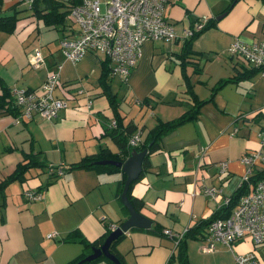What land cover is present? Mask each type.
Masks as SVG:
<instances>
[{
	"label": "crops",
	"instance_id": "crops-1",
	"mask_svg": "<svg viewBox=\"0 0 264 264\" xmlns=\"http://www.w3.org/2000/svg\"><path fill=\"white\" fill-rule=\"evenodd\" d=\"M14 1L3 0L0 10L10 12ZM230 1L168 0L164 16L178 36L144 41L139 58L124 78L109 73L116 112L100 83V56L88 51L73 62L59 47L58 39L68 34L69 26L75 30L76 24L69 20L65 25H46L35 16H25L23 10L13 32L0 30V87L37 88L47 71L60 63L54 92L66 102L52 119L35 115L15 121L12 113L0 108V180L24 154L42 160L47 167L65 169L52 177L49 167L31 166L23 179L11 180L0 193V264H65L84 251L79 237L94 240L108 223L118 225L127 216L118 191L125 174L120 166L113 168V163L94 160L91 166L67 167L101 150L107 155L100 159L123 161L129 155L110 132L116 116L121 127L132 124V132L139 133L141 142L148 141V132L159 121L173 119L187 109V104L179 101L187 94L176 53L185 39L183 31L204 17L213 24L190 45L199 70L189 63L185 72L196 96L207 100L193 118L160 135L158 147L149 152L132 184V195L142 201L139 211L151 219V226L131 227L114 244L121 264H178L172 261L175 236L183 235L189 225L207 218L231 197L247 167L240 156L247 149L260 148L264 68L213 88L233 76L235 66L243 68V63L251 67L240 56L228 53L230 44L236 39L253 42L264 36V0H235L224 11ZM22 7L23 3L18 5ZM35 50L44 58L39 67L29 61ZM80 86L82 92L77 91ZM221 161L226 162L223 171ZM253 168L261 174L263 162L257 161ZM208 184L219 188L217 196L202 193V186ZM26 190H38L41 197L27 199ZM154 224L161 228L159 232L151 229ZM50 231L55 234L47 236ZM194 233L185 238L186 252L192 246L207 252L203 249L205 236ZM216 245L228 252L225 244ZM251 245L245 237L235 248L244 251ZM112 263L99 257L87 264Z\"/></svg>",
	"mask_w": 264,
	"mask_h": 264
},
{
	"label": "built area",
	"instance_id": "built-area-1",
	"mask_svg": "<svg viewBox=\"0 0 264 264\" xmlns=\"http://www.w3.org/2000/svg\"><path fill=\"white\" fill-rule=\"evenodd\" d=\"M23 2L30 6L31 0ZM167 2L168 0H81L70 7L68 14V20L71 25L76 24V29L69 26L68 34L62 35L58 40L59 47L66 58L73 62L91 51L107 60L110 75L119 74L124 78L139 58L144 41L178 36L173 23L164 16ZM205 23L204 17L196 19L182 35L185 38L191 36L201 30ZM228 53L240 56L252 67L263 69L264 36L253 42L236 39L230 44ZM43 59L41 52L35 50L29 61L33 66L39 67L43 65ZM59 68L60 63H57L47 71L37 88H9L17 107L15 121L28 120L35 115L52 119L66 105L65 99L54 92L59 85ZM77 91L82 92L83 88L80 86ZM112 125H115V121ZM258 139L259 149H247L240 156V160L247 166L241 183H249L250 187L238 196L228 214L215 217L206 227L207 245L203 249L210 251L216 242L225 244L233 253L232 264H264V124L259 129ZM140 140L139 133L135 131L130 134L127 143L134 146ZM257 161L263 162V172L254 175L253 167ZM219 164L220 171H223L226 162L221 161ZM63 172L60 167L55 169L56 174ZM201 190L211 197L219 193V188L210 184L203 185ZM24 195L27 199L41 197L38 190H26ZM228 202L229 197L224 199L223 205ZM109 227L114 229L116 224L109 223ZM163 232L171 233L167 229ZM54 234V231H50L47 236ZM181 236L182 233L176 235L175 239L178 240ZM245 237L252 243L251 247L244 251L237 250L235 244Z\"/></svg>",
	"mask_w": 264,
	"mask_h": 264
},
{
	"label": "trees",
	"instance_id": "trees-1",
	"mask_svg": "<svg viewBox=\"0 0 264 264\" xmlns=\"http://www.w3.org/2000/svg\"><path fill=\"white\" fill-rule=\"evenodd\" d=\"M79 1H81V0H31L30 6H29L26 2H23V0H16L12 4H10V8H9L10 12L7 13V12H2L0 10V30L4 31L6 33L13 32V30L16 27V22L20 18L19 12L23 11V10L26 11L25 16L26 15L35 16L36 19L41 20L46 25H54V26L65 25L66 23H69L68 14H69L70 7L72 5L78 3ZM234 1L235 0H231L229 2V4L225 7L224 11L228 10ZM21 3L24 4V7L18 8V5ZM2 4H3V0H0V7L2 6ZM212 24H213V20L212 21H211V19L207 20L205 25L203 26V28L201 30L194 32L191 36H189L183 40L180 53H176L177 57L180 60L181 72H182V76L184 79L183 80V82H184V85H183L184 93L187 94L185 96V98H186L185 100H184V98L179 99V101L185 102L187 104V109L181 115H179L173 119H170V120L159 121L148 132V138H149L148 141H141L134 146H129L127 143V139H128L127 136L129 133H131L134 130V127L130 123H127L124 127H121L119 118L117 116L115 117L116 122H115V125L112 126L110 132L116 138L118 143H120L122 145V149L127 151L128 154H130L131 150L139 151L143 148H146V152H145L143 159H142V169L147 163V158H148L149 152L155 150L158 147V138L160 137V135L163 134L164 132L168 131L169 129L173 128L174 126H177L178 124L183 123L186 120H190L191 118H193L197 114V112L199 110V106L207 100V99H199L196 96V94L194 93V91L192 89L190 79H189L187 73L185 72V67H186V65L191 63V65H193V70H195V71L199 70V67H197V65H196V64H198L195 60L196 58L193 57L195 55V51L190 46L191 40L195 36H197L202 30L211 26ZM101 61H102L101 62L102 63V69H101V73H100V77H99L100 83L102 85L103 92H105L111 107L116 112V106H115L116 99H115L114 95L111 93L110 87H109V81H110L111 77L109 76L108 62L106 59H101ZM242 66H243V68L235 66L236 73L233 76H229V77L219 81L213 88H217L222 83H224L228 80L236 81L241 76L248 75L252 71L258 69L256 67H252V66L247 67L243 63H242ZM0 108L8 110L13 115L17 114V107L14 104L12 94L10 93L9 88H7L5 85H1V87H0ZM106 155H107V153L104 150H101L97 153L89 154L87 156L82 157L81 159H79V160L71 163L70 165H68L67 168L69 169V168H73V167L75 168V167L91 166L94 163V160L103 158ZM119 158H123V157L120 156ZM31 166H37V167H43V168L49 167L50 168L49 170L51 172L50 176H52V177H54V175H55L56 167H59L57 165L56 166L49 165L47 167V165L45 163H43L42 160H40L38 158L30 157V155H28V154H24L23 160H20L16 164L13 171L8 176H6L5 178L0 180V193H2L4 191L6 185L11 180L16 179V178L19 180L23 179L24 178V172L28 168H30ZM112 167L118 168L116 165L115 166L113 165ZM63 171H65V169H63ZM254 175H252V178H251L252 181L254 179V177H253ZM124 177H125V174H124L122 180H120V182H119V188H118L119 192L122 189ZM137 179L133 180L129 184V187L127 189V197L130 200V202L132 203L133 207L139 211V209L142 205V201L140 199H137V197H135L131 193L132 184ZM249 187H250L249 183L248 184L246 182L240 183L238 185V188L233 192V194L229 198V202L227 204L218 207L207 218L200 219L195 224L193 223L192 225H189L186 228V230L184 231L185 233L181 237H179L177 240L176 251H175L176 255H173L172 261L176 260L178 264H188L187 252H186V248H185V244H184L185 238L187 236H194L195 231H198L200 234L205 236L206 227L209 224V222L212 219H214L215 217L225 216L226 214H228L230 212L231 208L233 207V205L235 204L238 196L241 193H244L245 191H247ZM121 205L127 212V209L125 208V206L123 204H121ZM151 229L153 231H157V232H159L161 230V228L157 224H154L151 227ZM111 230L112 229L109 227V223H108L105 231L98 238H96L94 240H85L83 237H79V239L81 241H84V247H85L84 251L79 256L74 257L73 259L69 260L65 264H87V263H89V262H91L94 259H97L99 257H104L112 263V261L103 254H100L98 257L91 259L89 261L84 260V261L77 263V261H79L85 255L90 253L92 251V248L99 246L104 241V239L106 238V236L108 235V233ZM124 232L120 233L116 238H114L110 242V245H109V250L121 261H122V259H121L120 253L116 250V248L114 247V244L124 235ZM71 233L69 235H71Z\"/></svg>",
	"mask_w": 264,
	"mask_h": 264
},
{
	"label": "water",
	"instance_id": "water-1",
	"mask_svg": "<svg viewBox=\"0 0 264 264\" xmlns=\"http://www.w3.org/2000/svg\"><path fill=\"white\" fill-rule=\"evenodd\" d=\"M220 16V15H218ZM146 152V148L139 151L131 150L130 154L123 160L114 159H100L96 160L98 163H113L120 166L125 173V178L120 191V201L127 209V216L119 223L114 229H112L104 241L97 247L92 248V251L85 255L77 263L84 260H91L98 257L100 254L105 255L115 264H121L120 260L109 250L110 242L116 238L120 233L128 230L131 227L146 228L151 226V219L136 210L130 200L127 197V189L129 184L137 179L142 171V159Z\"/></svg>",
	"mask_w": 264,
	"mask_h": 264
},
{
	"label": "rangeland",
	"instance_id": "rangeland-1",
	"mask_svg": "<svg viewBox=\"0 0 264 264\" xmlns=\"http://www.w3.org/2000/svg\"><path fill=\"white\" fill-rule=\"evenodd\" d=\"M227 250L229 253L221 246L216 245L210 251L204 252L201 249L196 248V246H192L189 252L187 251L188 264H229L232 261V254L229 249ZM174 255H176V252Z\"/></svg>",
	"mask_w": 264,
	"mask_h": 264
}]
</instances>
